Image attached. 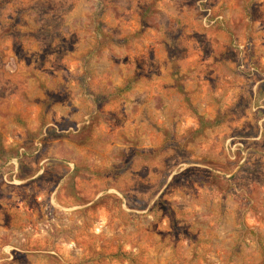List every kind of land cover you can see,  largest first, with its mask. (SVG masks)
Returning <instances> with one entry per match:
<instances>
[{
  "label": "rangeland",
  "instance_id": "1",
  "mask_svg": "<svg viewBox=\"0 0 264 264\" xmlns=\"http://www.w3.org/2000/svg\"><path fill=\"white\" fill-rule=\"evenodd\" d=\"M0 264H264V0H0Z\"/></svg>",
  "mask_w": 264,
  "mask_h": 264
},
{
  "label": "trees",
  "instance_id": "2",
  "mask_svg": "<svg viewBox=\"0 0 264 264\" xmlns=\"http://www.w3.org/2000/svg\"><path fill=\"white\" fill-rule=\"evenodd\" d=\"M150 8H147L144 10L143 15H142V27L143 29H146L149 27V19H150ZM200 122H201V127L202 130L208 129V128H213L216 127L217 125L220 124V122L217 121H207L205 118L201 117L200 118Z\"/></svg>",
  "mask_w": 264,
  "mask_h": 264
}]
</instances>
